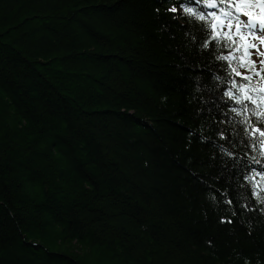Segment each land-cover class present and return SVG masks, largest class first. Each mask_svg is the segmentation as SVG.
<instances>
[{"label": "trees", "instance_id": "obj_1", "mask_svg": "<svg viewBox=\"0 0 264 264\" xmlns=\"http://www.w3.org/2000/svg\"><path fill=\"white\" fill-rule=\"evenodd\" d=\"M259 4L0 0V264H264Z\"/></svg>", "mask_w": 264, "mask_h": 264}, {"label": "rangeland", "instance_id": "obj_2", "mask_svg": "<svg viewBox=\"0 0 264 264\" xmlns=\"http://www.w3.org/2000/svg\"><path fill=\"white\" fill-rule=\"evenodd\" d=\"M246 34L248 36L249 42L251 43L249 44L250 56L257 62L259 66H262L264 63V35L258 33L250 34L248 29L246 30Z\"/></svg>", "mask_w": 264, "mask_h": 264}, {"label": "snow or ice", "instance_id": "obj_3", "mask_svg": "<svg viewBox=\"0 0 264 264\" xmlns=\"http://www.w3.org/2000/svg\"><path fill=\"white\" fill-rule=\"evenodd\" d=\"M261 3H264V0H261ZM170 11L175 12L176 9L172 8V9H170ZM184 11L186 13H190L192 10L185 8ZM244 27L248 29L250 34L258 33V34L264 35V20H255V19L249 18L247 20V22L244 23ZM213 39H215V37H213ZM207 46H208V44L205 45V47H207ZM262 70H264V69H262ZM226 95H231V93H226ZM257 123H260L262 126H264V118H258ZM261 134L264 135V133H261ZM228 202L231 203V201H228Z\"/></svg>", "mask_w": 264, "mask_h": 264}]
</instances>
